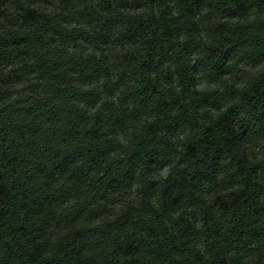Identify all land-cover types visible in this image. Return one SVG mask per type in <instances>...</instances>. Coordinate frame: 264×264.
Instances as JSON below:
<instances>
[{"label": "trees", "instance_id": "trees-1", "mask_svg": "<svg viewBox=\"0 0 264 264\" xmlns=\"http://www.w3.org/2000/svg\"><path fill=\"white\" fill-rule=\"evenodd\" d=\"M0 264H264V0H0Z\"/></svg>", "mask_w": 264, "mask_h": 264}]
</instances>
